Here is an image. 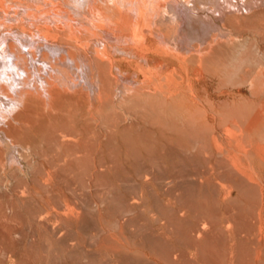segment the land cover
Wrapping results in <instances>:
<instances>
[{
    "label": "rangeland",
    "instance_id": "1",
    "mask_svg": "<svg viewBox=\"0 0 264 264\" xmlns=\"http://www.w3.org/2000/svg\"><path fill=\"white\" fill-rule=\"evenodd\" d=\"M259 2L239 13L244 28L230 26L244 43L214 50L204 88L188 79L195 54L154 53L141 69L122 40L87 37L86 50L68 39L74 56L105 49L120 71L92 65L81 78L74 57L58 69L79 84L0 110V264H264V126L245 132L256 102L264 108L245 66L264 59Z\"/></svg>",
    "mask_w": 264,
    "mask_h": 264
},
{
    "label": "bare ground",
    "instance_id": "2",
    "mask_svg": "<svg viewBox=\"0 0 264 264\" xmlns=\"http://www.w3.org/2000/svg\"><path fill=\"white\" fill-rule=\"evenodd\" d=\"M259 1L262 0H0V110L6 117L10 116L17 108L25 104L28 97L50 101L52 99V91L56 89V85L63 84L61 87L66 90L67 88H73L70 86V83L73 85L80 83L72 79L73 75H71V73L74 72L76 67L72 66L75 69L73 68V72L70 70L71 73H69V75L72 76V78L70 76V79L66 73L58 69L61 68L62 64L69 67L70 63L74 61V57H76L74 56L75 52L71 49L72 46L74 48L75 46L70 45L72 42L68 41L70 38L84 40L88 37L89 39H94L93 43L95 41L96 43L98 41H104L101 39L107 41L122 40L126 42L124 45L126 44L125 48L127 52H132L137 61H139L140 65L138 64V66L142 65L143 67H148V65H150L149 62L152 60L151 55L154 53L159 52L160 54L161 52H165L164 54L170 55L171 52H176L179 56H176V58H180L184 61H188L191 57L193 59V54H195L197 55V58L195 57L197 59L196 61L193 59V61L190 60V62H186L187 64L194 63L193 66H189L191 69H189V72H191L193 76H191V74L189 76L188 74V79L191 84L197 85L199 88H204L211 82L208 81L211 77H207L209 73L216 71L215 67H212L214 62H212V66L210 64V59H213L211 56L214 50L221 45L228 47V45L236 42L244 43L245 37H243V34L239 31L238 33L233 32L230 26H233L232 28L236 27V29L241 27L244 28L245 25L240 20V17H244L242 11L250 10L254 5L256 6L257 3H260ZM143 5H145L150 12L143 10ZM240 12L242 13L241 15L239 14ZM241 29L240 31H242ZM65 40L68 41V46L63 44ZM92 40L88 42L92 43ZM96 43L95 45H97ZM154 43H156V46ZM84 44L86 45V41ZM119 45L122 44L119 42L117 46ZM168 45L173 48V51ZM81 46L79 47V52ZM86 47L87 50L89 45H86ZM254 47L255 50L257 49L256 47H258V49L263 48L260 46ZM82 48L85 49V47ZM167 49L169 50L166 52ZM78 51L76 54L79 55H77L76 58H78L80 64L77 68L80 69L82 77L81 75L77 77L83 78V74L85 75L89 69L90 71L93 69L92 65H94V68L97 70L100 69L99 71L96 70L98 73L92 70L96 74H99V72L103 71L101 69L105 68H115L113 70L116 72H113L118 74L116 70L118 66L116 65L114 67V64L110 60L111 58L109 57V59L107 57V51H105V49H94V52H92L93 54H91L93 58L90 61L84 59L85 56L83 55L85 52L82 55V52L78 53ZM115 52L113 54H115ZM162 53L160 55H162ZM256 54V56L260 55L259 53ZM47 55L48 58L46 57ZM253 58L255 59V56L252 57V59ZM259 59L260 60L256 59L257 61H253L247 58L246 62H251H247V65H245L249 66L246 69V81L249 88L250 100L264 103V97L261 98V96H264V93H262V91H264V59L263 61H261V58ZM120 60H122V58H120ZM78 61H75L76 65ZM163 61L164 60H162V62ZM184 61H182V63H184ZM75 62L73 64H75ZM35 63L38 65L36 64L35 66ZM184 65L186 64L184 63ZM142 66L140 67L141 69ZM174 67L172 69H174ZM186 67L184 68L187 70ZM209 67L215 70L213 71V69ZM140 68L137 67V69ZM162 68L160 71H162ZM156 69L159 70V67ZM175 69L174 71H177ZM177 69L179 71L180 68ZM148 70L147 68V71ZM6 71H15L17 75H15L16 77L14 75L6 77L4 74ZM243 71L245 74V69ZM139 73L141 72L139 71L138 74ZM178 73H175L177 76L181 77H179L178 80H183L184 75H179ZM96 74L93 75L94 77L92 76V79L97 77ZM103 74L105 75L106 73L103 72ZM142 74L143 73H141V76ZM101 75L100 73L99 80L101 79ZM107 75L109 74L107 73ZM134 76L131 74V77L134 78ZM137 78L136 76V80ZM227 79H229V77ZM241 79L244 80V78ZM96 81H98V79ZM96 81L94 82L93 80L94 85ZM91 82L92 81H90V83ZM101 82L102 80H100L99 83ZM158 82L159 81H157V83ZM186 82H188L187 77ZM142 83L144 82L142 81ZM146 83H144V85L142 84V86L144 87ZM85 84L87 85V83ZM147 87L149 86L147 85ZM190 87L192 88L193 86ZM98 88L100 89V87ZM199 88H197V90H199ZM62 91L58 92V94H61ZM260 93L263 95L261 94L260 96ZM100 96L104 97V94ZM247 98L249 99V96ZM247 98H245V101L248 100ZM204 102L206 103V101ZM208 102L210 101L208 100ZM256 103L253 105L256 104L258 108L259 102ZM48 104L50 103L48 102ZM260 105L259 107L261 109L259 108L257 111L255 110L257 108L253 106L255 109L251 112L253 114H250L253 116L248 119L249 122L245 127V132L246 130H253L264 126V108L262 104ZM199 109L200 108H198V110ZM254 111L256 112L254 113ZM201 112L200 110L198 113L201 114Z\"/></svg>",
    "mask_w": 264,
    "mask_h": 264
}]
</instances>
